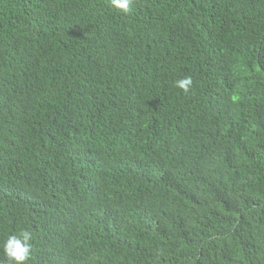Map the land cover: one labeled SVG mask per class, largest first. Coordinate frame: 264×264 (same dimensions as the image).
<instances>
[{
	"label": "trees",
	"instance_id": "trees-1",
	"mask_svg": "<svg viewBox=\"0 0 264 264\" xmlns=\"http://www.w3.org/2000/svg\"><path fill=\"white\" fill-rule=\"evenodd\" d=\"M130 7L0 0V245L26 229V264H264V0Z\"/></svg>",
	"mask_w": 264,
	"mask_h": 264
},
{
	"label": "clouds",
	"instance_id": "clouds-1",
	"mask_svg": "<svg viewBox=\"0 0 264 264\" xmlns=\"http://www.w3.org/2000/svg\"><path fill=\"white\" fill-rule=\"evenodd\" d=\"M112 2L122 13L129 14L131 12L130 5L132 0H112ZM192 84L193 81L190 76H185L175 81V87L181 89L185 94L190 91ZM31 240L32 233L25 229L18 235H9L3 241L0 247H2L3 253L9 264H26L31 255ZM0 264H2V262H0Z\"/></svg>",
	"mask_w": 264,
	"mask_h": 264
}]
</instances>
